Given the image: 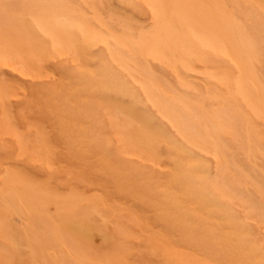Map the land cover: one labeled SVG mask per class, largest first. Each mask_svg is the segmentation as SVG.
<instances>
[{"label":"rangeland","instance_id":"1","mask_svg":"<svg viewBox=\"0 0 264 264\" xmlns=\"http://www.w3.org/2000/svg\"><path fill=\"white\" fill-rule=\"evenodd\" d=\"M263 10L253 0H0V264L167 263L147 226L175 228L159 216L165 201L185 203L180 227L197 226L214 215L210 198L256 223L241 226L259 231L249 232L264 251V213L251 208L264 204ZM227 13L258 49L254 73L230 59L235 30L218 28ZM202 218L199 229L213 219ZM200 254L212 258L189 263Z\"/></svg>","mask_w":264,"mask_h":264},{"label":"bare ground","instance_id":"2","mask_svg":"<svg viewBox=\"0 0 264 264\" xmlns=\"http://www.w3.org/2000/svg\"><path fill=\"white\" fill-rule=\"evenodd\" d=\"M195 1V0H194ZM236 1V0H235ZM238 2V1H237ZM236 2V3H237ZM217 3V2H216ZM224 3V2H223ZM229 3V2H228ZM239 3V2H238ZM246 3V2H245ZM253 3H255V4H257L259 7H261V8H263L264 9V0H253ZM231 4H232V2H231ZM235 4V3H234ZM238 5H240L241 6V4H238ZM263 5V6H262ZM244 6V5H243ZM225 7H227V6H225ZM237 8H238V6H236ZM230 8V7H229ZM243 8V7H242ZM218 9L220 10V11H224L225 10V8L223 7V6H218ZM218 9H216V11L218 10ZM235 9V8H234ZM239 9V8H238ZM241 10H243V9H241ZM231 11V10H230ZM236 11H237V9H236ZM236 11H235V14H236ZM228 12V11H227ZM233 11H231V13H232ZM263 12H264V10H263ZM222 14V13H221ZM234 14V15H235ZM239 14V13H238ZM237 14V15H238ZM256 14V13H255ZM218 16V15H217ZM220 17V16H219ZM223 17V19H220V20H218V28L220 29V31H223V28L225 29V31L226 32H228V29L230 28V30H231V28H233L234 30H232V31H234L235 32V34H236V36H234V37H232V39H230L229 40V43H230V52H229V55H230V57L228 56V54H227V56H228V59L230 58L231 60L233 59V63H235V61L240 65V66H242V70H244V71H249V73L250 72H252V71H255L256 69L254 68L255 66H254V61H253V59H255L256 58V55H257V53L258 52H256L258 49H256V45L254 44V42L252 41V40H250L248 37H247V32H246V28H244V26H243V23L241 22V21H239L238 19H236V18H234V16H233V14H232V16L230 15V14H226L225 15V17L224 16H222ZM235 17H237V16H235ZM238 18V17H237ZM240 18V17H239ZM264 19V18H263ZM217 22V21H216ZM262 26H263V24H262ZM219 31V30H218ZM224 32V31H223ZM226 32H225V34H226ZM231 32V31H230ZM230 32H228V33H230ZM257 32V31H256ZM226 34V35H229V34ZM218 35H219V32H218ZM7 36V35H6ZM220 36V35H219ZM222 36V35H221ZM215 37V36H214ZM227 37V36H226ZM217 38H219V37H217ZM224 38V37H223ZM222 38V40H224ZM204 39V38H203ZM213 39V38H212ZM227 39H228V37H227ZM220 40V39H219ZM256 40V39H255ZM208 40H205V42H207ZM260 41V40H259ZM210 41H208V43H209ZM213 42H215V40L213 41ZM220 42V41H219ZM218 42V43H219ZM228 42V41H227ZM191 43V42H190ZM224 43V42H223ZM210 45V44H209ZM228 45V44H227ZM211 46H213V43H212V45ZM190 47V46H189ZM219 47V46H218ZM223 47V46H222ZM213 48H215L214 46H213ZM227 48V47H226ZM212 49V48H211ZM221 49H223V48H221ZM220 49V47H219V49L218 48H216V50H218L217 51V53H219V50H221ZM214 50V49H213ZM225 50H227V49H225ZM224 50V51H225ZM189 51V50H188ZM222 51V50H221ZM244 51H246V52H244ZM214 52V51H213ZM228 51H226L225 53H227ZM221 53V52H220ZM219 53V54H220ZM214 54H216V53H214ZM218 54V55H219ZM259 57V56H258ZM180 58V57H179ZM184 58V57H183ZM187 58V57H186ZM216 58H218V57H216ZM226 58V57H225ZM259 60V59H258ZM261 60V59H260ZM187 63V62H186ZM232 63V62H231ZM236 63V64H237ZM182 64H185V63H182ZM236 64H235V66H236ZM256 64V63H255ZM189 65V64H188ZM233 66H234V64H232ZM188 67H190V66H188ZM218 68H219V66H218ZM238 68H239V66H238ZM241 68V67H240ZM240 68H239V70H240ZM222 69V68H221ZM220 69V70H221ZM228 69V68H227ZM226 70V69H225ZM224 70V71H225ZM232 69H230V71H231ZM235 71V70H234ZM236 71H237V69H236ZM260 72V71H259ZM252 73H254V72H252ZM251 73V74H252ZM224 74V73H223ZM228 74V73H227ZM247 74H248V72H247ZM230 76V75H229ZM258 75H256V77H257ZM252 77V76H251ZM230 78V77H229ZM228 78V79H229ZM261 79H263V78H261ZM260 79V80H261ZM256 81H258V80H256ZM236 82V81H235ZM241 84V83H240ZM262 84V83H261ZM247 86V85H246ZM256 87H257V85H255ZM260 86V85H259ZM240 87H242V86H240ZM262 87V89H263V86H261ZM248 88H249V85H248ZM257 89V88H256ZM259 90V89H258ZM244 91V90H243ZM249 91V90H248ZM261 91V90H260ZM262 92V91H261ZM246 93V92H245ZM249 93H251V92H249ZM231 94V93H230ZM263 94V93H262ZM237 96V95H236ZM243 96H245V95H243ZM248 96V99L250 98L249 97V95H247ZM263 96H264V94H263ZM230 97V96H229ZM233 97V96H232ZM231 97V98H232ZM245 98V97H244ZM183 99V98H182ZM237 99V98H236ZM235 99V100H236ZM232 100V99H231ZM250 100V99H249ZM248 100V101H249ZM250 105V104H249ZM174 106V105H173ZM135 107V106H134ZM133 107V108H134ZM254 107V106H253ZM255 108V107H254ZM262 110V109H261ZM258 111H259V109H258ZM221 112V111H220ZM262 112H264L263 110H262ZM256 113V112H255ZM248 119V118H247ZM218 123V122H217ZM220 123V122H219ZM221 126H222V124H221ZM251 126V125H250ZM224 128V127H223ZM215 129V128H214ZM217 129V128H216ZM215 129V130H216ZM231 131V130H230ZM247 131V130H246ZM160 132H161V130H160ZM228 132V131H227ZM248 133V132H247ZM197 134V133H196ZM239 168V167H238ZM255 176H256V174H255ZM257 177V176H256ZM219 179H220V177H219ZM192 183V182H191ZM189 187V186H188ZM193 189V188H192ZM199 189V188H198ZM226 189V188H225ZM190 192V191H189ZM195 195V194H194ZM231 195H233V194H231ZM198 197V196H197ZM234 197V196H233ZM237 197V196H236ZM201 198V197H200ZM203 199V201H204V198H202ZM232 199V198H231ZM245 199V198H244ZM244 199H242V200H244ZM210 204H209V206H208V204H207V202L209 201H204L205 203H206V205L208 206H206V207H204V208H206V210H207V212H206V214L208 213V208L209 209H213L212 210V214H214V215H212L211 217L209 216H207V215H205V217L204 218H202L200 215H198V214H202V212H198L197 213V211L195 212L194 211V209L193 210H191L192 208H193V205H191V211L193 212V214H194V212L196 213V214H194V215H198V217H197V219H198V224L196 223V221H195V224H197V228H195V226L194 227H192L191 225H193V223H194V218L196 217V216H192V215H190V211H189V213H188V215H189V217L190 216H192V217H194L193 219V223H192V218H188V221H191V222H188L187 221V218L186 219H184L185 221H187V222H182L181 221V223H184L183 224V226H181V227H185V226H187L186 227V229H182L178 224L179 223H176L175 222V220H174V217L176 216V214H178V213H186V212H184L182 209H185V203H183V204H179V205H177L178 203H176L175 204V202L173 201V203L171 202V203H169V201L168 202H163V203H167V205H168V207H171V208H176V210L177 209H179V210H181L180 212H175V211H173V210H169V209H171V208H169V209H167L168 207H167V205L165 206V209L167 210V211H169V212H171V213H168L167 211H166V213H164V211H165V209L162 211L163 213H164V215H166V216H164V215H159V216H162V220H164L165 222H171V224L173 223V225L175 226V228H171V229H169V231H165V229H164V231H159V230H153L151 227H148L147 226V228H151V229H147L146 228V232H147V237H146V239H148V240H150V241H152V242H156V243H160L164 248H166V252L164 251V253H167V257H166V255H164L165 256V260H166V262L167 263H165V261H164V256L162 257V259H163V261H162V264H190L189 262H191L192 260H196V259H194V258H197V257H194V256H196V253L199 255V252L200 253H202L203 252V254H204V259L206 258V257H208V259L210 258V257H212V258H210L209 259V264H215L216 263V261L215 260H212V259H216L217 260V257L218 258H220V259H222L224 262L225 261H230L231 263H233V264H248V259L249 258H247L248 256H253V260L252 259H249V260H252L253 261V263L254 264H264L263 262H264V258L262 257V255H264V251L262 252V251H260L261 250V248H262V246H261V242L259 243L258 241H256V239H257V237L256 238H254L253 240H251V237H252V234L253 235H256L258 232L256 231L255 233H252V231L253 230H247L246 231V229H244L243 227H245L243 224L244 223H242V220L243 219H240L241 220V222H240V220L238 221V217H240V216H238V217H235V215L236 214H238V213H232V212H234V211H230L231 209L230 208H228L229 206H227V204H224L222 201L221 202H217V203H214V201L212 202V199L210 198ZM218 200V199H217ZM222 200V199H221ZM230 200V199H229ZM236 200V199H235ZM241 200V201H242ZM246 200V199H245ZM199 201V200H198ZM202 201V200H201ZM216 201V200H215ZM220 201V200H219ZM227 202L226 203H231V202H228V200H226ZM231 201V200H230ZM236 201H238V200H236ZM240 201V200H239ZM240 201V202H241ZM246 201H248V200H246ZM246 201H244V203L242 202V204H245V202ZM185 202V201H184ZM187 202V201H186ZM195 202V201H194ZM232 202H235V201H233V199H232ZM240 202H238V203H240ZM143 203V202H142ZM157 203H159V202H157ZM161 203V202H160ZM181 203V202H180ZM190 203V202H189ZM247 203V202H246ZM249 203V202H248ZM136 204V203H135ZM150 204V203H149ZM153 204H154V202H153ZM194 205L196 204L197 205V203H193ZM203 205H204V203H202ZM234 204V203H233ZM241 204V203H240ZM156 205V204H155ZM181 205H182V209H181ZM187 205V204H186ZM201 205V204H200ZM203 205L200 207L201 209H202V207H203ZM249 205H250V203H249ZM154 206V205H153ZM157 206H159V205H157ZM164 206V205H163ZM179 206V207H178ZM188 206V205H187ZM236 206V205H235ZM234 206V207H235ZM146 207H148V206H146ZM152 207V206H151ZM160 207V209L162 210L163 209V207H162V205L161 206H159ZM167 207V208H166ZM178 207V208H177ZM196 207V206H195ZM231 207V206H230ZM233 207V208H234ZM155 208V207H154ZM251 208L252 209H254V210H256V209H258L261 213H264V204H262V203H258V204H252L251 205ZM136 209V208H135ZM187 209H188V207H187ZM201 209H199V211H201ZM230 209V210H229ZM235 209V208H234ZM242 209V208H241ZM251 210L250 209V207L248 208L247 207V209L246 210ZM160 210V211H161ZM186 210V209H185ZM203 211H204V209H202ZM216 211V214L215 213H213V211ZM237 210L239 211V209L237 208ZM246 210L244 211L245 213H243V214H245L246 216L245 217H248L247 215V212L249 211H247L246 212ZM253 210V211H254ZM172 211H173V213H172ZM214 211V212H215ZM236 211V210H235ZM204 212V213H205ZM209 212H211V211H209ZM237 212V211H236ZM240 212V211H239ZM250 212V211H249ZM255 212V211H254ZM154 213V212H153ZM161 213V212H160ZM159 213V214H160ZM242 213V212H241ZM250 213H252V212H250ZM162 214V213H161ZM187 214V213H186ZM235 214V215H234ZM147 215V214H146ZM173 215H175V216H173ZM188 215H185L186 217L188 216ZM250 215V214H249ZM145 216V215H144ZM149 216V215H148ZM155 216H157L158 217V213L155 215ZM183 216V215H182ZM200 216V217H199ZM208 218H207V217ZM216 216H218L219 218H217ZM150 217H151V215H150ZM217 218L218 220L220 219V221H216V220H214V218ZM258 217V216H257ZM263 217V216H262ZM143 218V217H142ZM183 218H185V217H183ZM200 218V219H199ZM201 218L202 219H205V218H207V220H204V221H208V219L209 218H213L212 220H211V223H212V221H213V223H214V221H216L214 224H209L210 226H208V224L205 226V224L207 223V222H205V224L203 223V222H200V223H203L204 225H203V230H202V228L201 229H199L198 228V226L200 227V225H199V221H201ZM215 218V219H216ZM235 218H237V221L238 222H240V223H238L237 221L236 222H234L235 221ZM152 219V218H151ZM180 218H178V220H179ZM247 219H248V221H249V218H245L244 220H246L247 221ZM137 220H138V218H137ZM244 220H243V222H244ZM136 221V220H135ZM245 221V222H246ZM247 221V222H248ZM140 222H141V219H140ZM148 222V221H147ZM179 222V221H178ZM250 222H252V221H250ZM86 223V222H85ZM139 223V222H138ZM174 223H176V225L174 224ZM189 223V224H188ZM254 222H252V224H253ZM142 224V223H141ZM186 224V225H185ZM248 224H251V223H248ZM133 225H135V224H133ZM161 225H164V223L163 224H161ZM172 225V226H173ZM185 225V226H184ZM202 225V224H201ZM230 225V226H229ZM243 227H242V226ZM246 225V227H247V224H245ZM256 225V223L254 224V226ZM132 226V225H131ZM169 226V225H168ZM208 226V227H207ZM249 226L250 225H248V227L247 228H249ZM253 225L250 227V228H253L254 227ZM264 226V225H263ZM133 227V226H132ZM167 227V226H166ZM245 227V228H246ZM255 227H257V225L255 226ZM249 228V229H250ZM159 229V228H158ZM256 228H254V230H255ZM78 230L79 231H76V232H78V233H80L82 236H86V235H88V231L90 230V225L89 224H81L80 226H79V228H78ZM130 230V229H129ZM257 230H259L258 228H257ZM140 231V230H139ZM252 233H250V232ZM254 232V231H253ZM175 233V234H174ZM249 233H250V235L251 236H249ZM264 233V232H263ZM177 234V236L179 235V238L178 237H174L175 235ZM118 235V234H117ZM133 235V234H132ZM258 235V234H257ZM250 237V238H249ZM108 238V237H107ZM145 239V238H144ZM134 240V239H133ZM138 240V239H137ZM147 241V240H146ZM253 241V242H252ZM135 242H137V241H135ZM149 242V241H148ZM151 242V243H152ZM255 242H258L257 244L259 245V246H261V248H260V250H259V248H257V246L258 245H256V243ZM144 243H145V241H144ZM147 243V242H146ZM137 244V243H136ZM126 245V244H125ZM153 245V244H152ZM160 245V246H161ZM263 245H264V243H263ZM156 246H158V245H156ZM156 246H154V248L156 247ZM150 247V246H149ZM152 248V247H151ZM151 248H149V249H151ZM156 249V248H155ZM157 249H159V247L157 248ZM156 249V250H157ZM163 250V249H162ZM260 251V254H258L257 253V251ZM160 251H161V249H160ZM125 253H126V251H125ZM128 253H130V252H128ZM127 253V254H128ZM132 253V252H131ZM164 253H162V254H164ZM118 255H120V253L118 254ZM126 255V254H125ZM197 255V256H198ZM201 256V257H200ZM200 258H199V260L200 259H202V254H200ZM121 257H123V256H121ZM129 257V256H128ZM214 257V258H213ZM250 257V258H251ZM124 259H126L125 257H123ZM112 259V258H111ZM114 259H116V258H114ZM113 259V261H114V263H115V260ZM123 259V260H124ZM161 259V260H162ZM198 259V258H197ZM208 259H206V261H208ZM88 260H90L89 258H88ZM198 260V262H200V263H202V261H205V260H200L199 261ZM92 261V260H91ZM129 261V260H128ZM211 261H215V263H212ZM136 262V261H135ZM148 262L149 261H147L146 263L148 264ZM151 262H153V261H151ZM164 262V263H163ZM197 262V261H196ZM195 262V263H196ZM220 262V261H219ZM218 261H217V263H219ZM222 262V261H221ZM224 262H222V263H224ZM97 263V262H96ZM153 263H155V262H153ZM153 263H149V264H153ZM157 263V262H156ZM160 263V262H159ZM195 263H191V264H195ZM207 263V264H208ZM221 263V264H222ZM252 262H249V264H251ZM104 264H111V262H110V260H108V261H106V263H104ZM123 264V263H122ZM197 264V263H196ZM203 264V263H202ZM204 264H206L205 262H204ZM220 264V263H219ZM224 264H228V262L227 263H224Z\"/></svg>","mask_w":264,"mask_h":264}]
</instances>
